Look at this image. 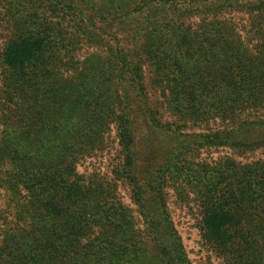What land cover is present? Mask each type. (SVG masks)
<instances>
[{
    "label": "trees",
    "instance_id": "obj_1",
    "mask_svg": "<svg viewBox=\"0 0 264 264\" xmlns=\"http://www.w3.org/2000/svg\"><path fill=\"white\" fill-rule=\"evenodd\" d=\"M261 150L264 0H0V264H264Z\"/></svg>",
    "mask_w": 264,
    "mask_h": 264
},
{
    "label": "rangeland",
    "instance_id": "obj_2",
    "mask_svg": "<svg viewBox=\"0 0 264 264\" xmlns=\"http://www.w3.org/2000/svg\"><path fill=\"white\" fill-rule=\"evenodd\" d=\"M112 153H113L112 156L116 154L115 151H112ZM216 154L217 152L213 151V156H215ZM218 154H224V152L220 151ZM248 158L264 159V150L258 151L256 155H248ZM95 163H97V166H99L101 170L108 171L109 167L107 166L106 162L102 163L100 161ZM123 192L124 195L127 194L125 190H123ZM172 211L177 227L183 236V240L185 242V245L187 246V249H189L190 251V255L193 259V262L195 264H207L206 257L207 255H210V253L204 248L201 235L199 233L198 228L196 227V223H194L195 215L191 214L189 210L184 208V205L181 204H177V205L175 204L172 207ZM203 257L205 261L204 259H202Z\"/></svg>",
    "mask_w": 264,
    "mask_h": 264
}]
</instances>
